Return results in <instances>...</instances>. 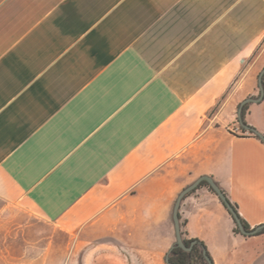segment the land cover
<instances>
[{
	"label": "crops",
	"instance_id": "1",
	"mask_svg": "<svg viewBox=\"0 0 264 264\" xmlns=\"http://www.w3.org/2000/svg\"><path fill=\"white\" fill-rule=\"evenodd\" d=\"M263 37L264 0H0V200L73 240L62 264H168L201 175L264 223V141L236 113ZM244 119L264 135V97ZM179 218L213 264L264 251L207 185Z\"/></svg>",
	"mask_w": 264,
	"mask_h": 264
},
{
	"label": "rangeland",
	"instance_id": "2",
	"mask_svg": "<svg viewBox=\"0 0 264 264\" xmlns=\"http://www.w3.org/2000/svg\"><path fill=\"white\" fill-rule=\"evenodd\" d=\"M253 58L257 59L256 71L260 72L264 66V37ZM243 132L239 130L237 133ZM32 221L23 212L13 206L6 207L0 200V264L63 263L65 256L71 252L73 240L51 225L29 224ZM241 252V264H264V251ZM192 262L203 264L196 256Z\"/></svg>",
	"mask_w": 264,
	"mask_h": 264
},
{
	"label": "water",
	"instance_id": "3",
	"mask_svg": "<svg viewBox=\"0 0 264 264\" xmlns=\"http://www.w3.org/2000/svg\"><path fill=\"white\" fill-rule=\"evenodd\" d=\"M263 75H264V66L262 67V69L260 70V72L258 74V94L255 96L245 97L243 100H241L238 107H237V111H236L238 122H239L240 126L243 127L245 130L254 133L262 141H264V135L262 133H260L259 131H257L256 129H253L250 126H248L247 124H245L243 122V120L241 119V113H242V110H243V107L245 104L257 103L263 99V97H264ZM202 181H206L208 183V185L213 189L214 193L218 196V198L223 202V204L225 205V207L227 208L229 213L232 215V217H233V219H234L236 225L238 226V229L242 235L253 236V235H257L258 233H260L261 231L264 230V223L256 225L253 228L246 229L244 227L241 219L239 218L238 214L236 213L234 207L232 206V204L230 202H228L225 193L218 186V184L213 180V178L211 176L201 175L195 181H193L192 183H190L189 185L184 187L179 192V194L177 195L176 200L174 202L173 209H172V219H173L175 238L176 239H175L174 245H172L170 251H168V253L165 257V260L168 264H172L169 260V254L172 251L173 247L177 246V247H180L184 251H190L193 248V246L195 244H197L196 240H192L190 242L189 246L184 242V238H183L182 232H181L179 208H180V204H181L182 200L184 199V197L189 192L196 189ZM201 249H202V254H203L204 258L207 261V264H213L212 259L210 258V256L208 255V253L206 251V248L201 246Z\"/></svg>",
	"mask_w": 264,
	"mask_h": 264
},
{
	"label": "trees",
	"instance_id": "4",
	"mask_svg": "<svg viewBox=\"0 0 264 264\" xmlns=\"http://www.w3.org/2000/svg\"><path fill=\"white\" fill-rule=\"evenodd\" d=\"M263 86H264V75H263ZM248 104H245L244 107H243V110H242V113H241V119L243 120V122L245 124L246 121L244 119V115H245V112L248 108ZM238 119V118H237ZM248 125V124H247ZM250 126L251 128L255 129L253 126L251 125H248ZM240 129L242 131H245V129L243 127L240 126ZM199 185H207L208 188L212 191L213 189L208 185V183L206 181H202ZM223 191V190H222ZM224 192V191H223ZM225 193V192H224ZM226 195V194H225ZM227 197V196H226ZM227 200L228 202H230L232 204V206L234 207L236 213L238 214L239 218L241 219L244 227L246 229H250V225L241 217V215L238 213V209H237V205L233 202L230 201V199L227 197ZM221 201V200H220ZM222 202V201H221ZM223 204V202H222ZM224 205V204H223ZM225 207V205H224ZM226 208V207H225ZM227 209V208H226ZM228 211V210H227ZM229 212V211H228ZM230 214V213H229ZM231 215V214H230ZM232 217V215H231ZM233 219V217H232ZM234 220V219H233ZM235 223V221H234ZM235 233H240L239 229H238V226L236 225L235 223V227H234V230H233ZM263 231H261L260 233L258 234H261L263 233ZM241 234V233H240ZM245 236V235H244ZM192 240H196L197 241V244H195L192 248V251H171L170 254H169V260L172 264H193L192 260H193V257L196 256L197 258H199V260H201L203 262V264H207V261L206 259L204 258L203 254H202V249H201V246L205 247V245L203 244L202 241L198 240V239H184V242L187 244L189 242H191ZM208 255L210 256V258L212 259L210 253L207 251ZM213 262V260H212Z\"/></svg>",
	"mask_w": 264,
	"mask_h": 264
},
{
	"label": "flooded vegetation",
	"instance_id": "5",
	"mask_svg": "<svg viewBox=\"0 0 264 264\" xmlns=\"http://www.w3.org/2000/svg\"><path fill=\"white\" fill-rule=\"evenodd\" d=\"M187 245L189 246L190 242L187 243ZM172 251H184V250H182L180 247L175 246V247H173ZM190 251H192V249Z\"/></svg>",
	"mask_w": 264,
	"mask_h": 264
}]
</instances>
